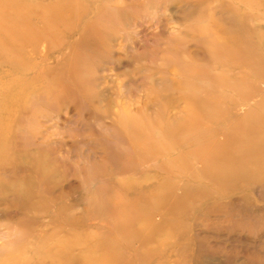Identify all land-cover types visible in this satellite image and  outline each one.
<instances>
[{
	"label": "rangeland",
	"instance_id": "374dc122",
	"mask_svg": "<svg viewBox=\"0 0 264 264\" xmlns=\"http://www.w3.org/2000/svg\"><path fill=\"white\" fill-rule=\"evenodd\" d=\"M0 264H264V0H0Z\"/></svg>",
	"mask_w": 264,
	"mask_h": 264
},
{
	"label": "bare ground",
	"instance_id": "6f19581e",
	"mask_svg": "<svg viewBox=\"0 0 264 264\" xmlns=\"http://www.w3.org/2000/svg\"><path fill=\"white\" fill-rule=\"evenodd\" d=\"M245 148H246V147H245ZM245 148H243V150H244ZM244 151H246V150H244ZM205 162H207V161H205Z\"/></svg>",
	"mask_w": 264,
	"mask_h": 264
}]
</instances>
